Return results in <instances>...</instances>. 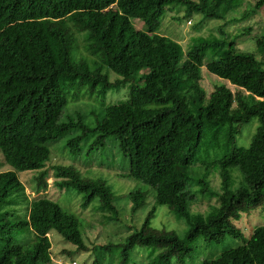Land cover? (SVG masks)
<instances>
[{"label":"trees","instance_id":"16d2710c","mask_svg":"<svg viewBox=\"0 0 264 264\" xmlns=\"http://www.w3.org/2000/svg\"><path fill=\"white\" fill-rule=\"evenodd\" d=\"M244 1L0 0V152L9 165L0 170V264H52V232L71 244L63 253L91 252V264H105L114 252L118 264H128L136 247L151 248L149 264L184 263L198 238L216 244L227 237L241 242L201 264H264V223L248 237L235 223L264 205V68L237 49L224 25L219 37L197 38L187 50L158 32L173 4L184 6L186 17L219 20ZM263 5L246 4L241 17ZM255 44L264 50V33ZM203 66L237 89L220 82L207 93ZM253 117L255 132L239 145ZM60 139L71 158L107 143L117 147L127 161L122 177L140 183L122 195L127 209L105 178L61 163L51 166L54 185L80 192L82 208L95 201L91 222L42 194L18 204L24 199L18 172L35 171L31 190H46L51 143ZM155 205H166L186 230L153 226ZM144 206L140 224L123 240L88 247L95 220H137Z\"/></svg>","mask_w":264,"mask_h":264},{"label":"rangeland","instance_id":"374dc122","mask_svg":"<svg viewBox=\"0 0 264 264\" xmlns=\"http://www.w3.org/2000/svg\"><path fill=\"white\" fill-rule=\"evenodd\" d=\"M254 1L255 0H245L244 4L241 5V8L229 12L225 19L219 20L204 19L199 13H193L190 17H186L185 12L183 11L184 6H180L181 4H173L171 5L173 6V10H167L161 18L158 32L178 41L183 49L187 50L189 45H191V43L197 38L219 37L218 26L224 25L226 31L231 33V38L236 41L237 49L242 52L253 53L254 56L260 60L261 66L264 68V50L260 51V47L258 48L255 44L257 37L264 33V5L257 9L252 15L244 18L241 17L242 14L239 12L246 4L252 6ZM178 6H180V8L177 9ZM132 21L137 28H143V24L140 20L134 19ZM246 27L250 28L248 33L243 32ZM201 71V84L207 93L211 92L213 86L220 82L226 83L232 91L237 89V86L232 85L228 80L208 72L205 66L202 67ZM258 124V118L253 117L243 126L241 133L237 137L239 145L247 146L249 144ZM63 143V139L51 143V149L54 155L51 156V160L47 164V190L39 193H35L31 190V177L34 175L35 171L18 172V176L24 186V199H18V204L21 201V203L27 205L31 199L39 197L42 193L43 196L58 202L65 210L77 213L80 218H84L91 222L93 220L92 209H95L96 202L94 201L90 206L82 208L81 202L83 200V195L80 192L75 189L64 191L59 190L54 185L51 166L56 163H61L73 164L83 175L105 178L107 183L118 196V205H122L124 209H127L129 204L124 202L125 199L122 198V195L128 192L131 188L133 189L136 187L137 183H140L136 179L122 177L121 173L123 170H127V161L122 158L117 147L114 144L107 143L104 149L94 154H86L83 152L77 155L76 158H71L68 155L66 156V154H62L64 150ZM8 167L9 165L4 161L0 152V170H5ZM217 183L218 179L214 176L213 184L217 185ZM144 188L147 187L144 186ZM152 195L153 194L150 193L148 198L150 207L153 205ZM146 206L136 212L138 216L137 220L132 219L131 221L122 218L118 222H110L106 225H99L97 220H95V227L87 229V236L89 239L87 241L88 247L91 248L95 244H102L108 241L117 242L123 240L126 235L130 234L134 228L140 224V221L143 219V216L149 208V206ZM15 212L18 214L16 208ZM27 212L28 209L27 211H21V216L25 217ZM249 214L250 215H247V213H241L239 219L235 221L245 237L249 236L256 225L264 223V205H260ZM151 224L158 228L166 227L168 229H175L180 234H182L187 228L184 220L177 217L166 205H155V214L151 220ZM50 238L52 242L51 255L53 259L58 261V263L53 261L52 264H69L72 260H75L78 264H91L90 257H93L91 252L73 251L67 255L66 253H63L62 250L65 248L70 249L69 245L71 244L66 242L55 232L50 233ZM240 242V238L227 237L226 240H223L220 243L207 244L201 238H198L189 250V253L193 256H187V261L178 264H201L203 259L215 257L225 247L237 246ZM150 251L151 248L149 247L134 248L130 252V261L128 264H149V259L146 255L150 254ZM119 260V253L114 252L111 256L106 254L103 262L105 264H118ZM175 261L176 259L172 258V264H177Z\"/></svg>","mask_w":264,"mask_h":264},{"label":"clouds","instance_id":"9594fccd","mask_svg":"<svg viewBox=\"0 0 264 264\" xmlns=\"http://www.w3.org/2000/svg\"><path fill=\"white\" fill-rule=\"evenodd\" d=\"M188 22H190V21H188ZM48 188V187H47ZM47 190V189H46ZM45 191V190H44ZM40 192H43V191H40ZM42 194V193H41ZM48 198V197H47ZM47 235H49V234H47ZM51 259H52V262L53 261H55L56 263H58V261L57 260H55V259H53V257H51ZM75 262V264H78L75 260H72L69 264H73Z\"/></svg>","mask_w":264,"mask_h":264},{"label":"built area","instance_id":"2783aa9c","mask_svg":"<svg viewBox=\"0 0 264 264\" xmlns=\"http://www.w3.org/2000/svg\"><path fill=\"white\" fill-rule=\"evenodd\" d=\"M73 264H75V262Z\"/></svg>","mask_w":264,"mask_h":264}]
</instances>
